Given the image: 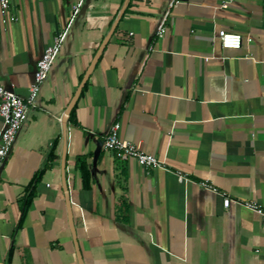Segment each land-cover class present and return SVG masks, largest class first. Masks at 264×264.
Segmentation results:
<instances>
[{
    "label": "crops",
    "instance_id": "obj_1",
    "mask_svg": "<svg viewBox=\"0 0 264 264\" xmlns=\"http://www.w3.org/2000/svg\"><path fill=\"white\" fill-rule=\"evenodd\" d=\"M78 1L11 0L0 15L5 89L28 97L37 61ZM124 5L66 122L83 264H264V220L245 205L264 210V0H82L0 168V264H77L61 119ZM219 30L239 33L240 47L222 48ZM115 123L120 140L162 165L104 150Z\"/></svg>",
    "mask_w": 264,
    "mask_h": 264
},
{
    "label": "built area",
    "instance_id": "obj_2",
    "mask_svg": "<svg viewBox=\"0 0 264 264\" xmlns=\"http://www.w3.org/2000/svg\"><path fill=\"white\" fill-rule=\"evenodd\" d=\"M236 0H222V8H227ZM11 0H0V15L3 17L7 15L10 9ZM82 0L75 3L72 15L69 19L68 25L60 31L54 38L50 45H48L42 52L36 64V69L33 75V82L29 87V95L23 99L14 92L5 89L0 84V118L2 120V129L0 131V168L7 159L14 143L16 136L21 126L28 118V112L33 106L35 97L39 91L40 86L45 81L48 73L58 56L61 44L64 42L68 28L73 22L74 17L79 13ZM166 31V28H161L157 31V36L161 37ZM217 39L224 49H238L241 45V35L239 33L226 32L219 30ZM119 125L113 124L109 132L103 139L104 150L110 151L118 159H134L138 165L143 168L160 167L162 163L152 154H146L140 151L139 147L131 142L120 140L117 136ZM234 202L229 197L223 195L222 205L228 208ZM245 205L258 213L262 220H264V210L258 208L253 203H245Z\"/></svg>",
    "mask_w": 264,
    "mask_h": 264
},
{
    "label": "water",
    "instance_id": "obj_3",
    "mask_svg": "<svg viewBox=\"0 0 264 264\" xmlns=\"http://www.w3.org/2000/svg\"><path fill=\"white\" fill-rule=\"evenodd\" d=\"M125 5L123 6V8L121 9L119 15L117 16V18L115 19V21L113 22L110 30L108 31L106 37L104 38V40L102 41L98 51L96 52V55L94 57V59L92 60L87 72L85 73V75L83 76L79 86L77 87L76 91L74 92V95L67 107V109L65 110L64 115L62 116L61 119V123H62V132H63V146H62V153H61V161H60V175H61V185H62V189H63V193H64V198H65V204H66V211H67V220H68V227L71 233V237H72V241H73V245H74V251H75V256H76V260H77V264H83L82 262V257L78 248V244H77V240H76V233L74 230V225H73V221H72V212H71V207H70V201H69V197H68V188H67V184H66V178H65V152H66V144H65V137H66V122L68 120L69 114L72 110V108L74 107L81 91L82 88L86 82V80L88 79L90 73L92 72L101 52L103 51L107 41L109 40L110 36L112 35L113 31L115 30V27L123 13V9H124Z\"/></svg>",
    "mask_w": 264,
    "mask_h": 264
},
{
    "label": "trees",
    "instance_id": "obj_4",
    "mask_svg": "<svg viewBox=\"0 0 264 264\" xmlns=\"http://www.w3.org/2000/svg\"><path fill=\"white\" fill-rule=\"evenodd\" d=\"M73 114H74V107L72 108V110H71V112L69 114L70 119L73 117ZM56 145H57V142L54 141L53 146H52V148L50 150V153L48 155V161L49 162H51V161H53L55 159L54 150H55ZM76 167H77L78 171L80 172V178H81L82 187L84 189L89 188L90 174H89V170H88L85 158L83 156L76 157ZM31 196H32V191H30L28 193L26 204L29 203V201L31 199Z\"/></svg>",
    "mask_w": 264,
    "mask_h": 264
}]
</instances>
